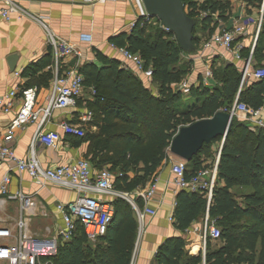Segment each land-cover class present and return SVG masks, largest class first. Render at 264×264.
Here are the masks:
<instances>
[{"label": "trees", "instance_id": "obj_1", "mask_svg": "<svg viewBox=\"0 0 264 264\" xmlns=\"http://www.w3.org/2000/svg\"><path fill=\"white\" fill-rule=\"evenodd\" d=\"M183 1L189 9L188 15L197 23L193 33V54H196L203 38H208L210 33L208 26L200 27L196 19L197 4ZM209 7L221 10L223 18L230 9L228 3L214 0L203 4L201 9ZM113 44L139 54L146 65L153 68L159 96L132 73L120 69L119 62L99 56L103 67L86 64L80 69L85 87H95L98 91L94 111L98 131L78 138L77 144H89L87 157L97 167L109 168L118 191L133 193L147 186L169 162V148L181 127L233 107L242 73L235 64L217 67L214 63V77L220 85L215 89L193 87L191 96L196 102L181 111L178 106L183 102V94L175 91L173 85L187 74L183 55L193 54L183 51L176 39L172 40L155 25L145 28L138 25L131 35L113 39ZM244 55H249V49ZM254 59L255 68H264V24ZM34 72L29 67L23 77L34 75ZM42 77L46 82L53 75L47 73ZM240 102L254 110L264 108V80L249 81L240 92ZM233 122V129L221 150L212 201L209 203L203 194L179 192L175 212V226L183 234L203 221L206 215L216 220L221 232L220 247L212 249V241H209L205 259L193 257L186 249V240L173 237L159 248L155 264H264V129L252 133L236 117ZM220 141L223 138L205 145L191 162H186L188 177L213 166L214 163L208 164L206 158H211L210 149ZM130 172L135 175L131 177ZM234 188H249L253 192L243 196L241 202L234 196ZM112 205L115 214L107 234L92 245L79 224L75 237L59 247L54 264H131L138 222L125 200L116 199ZM240 219H246V223H238Z\"/></svg>", "mask_w": 264, "mask_h": 264}, {"label": "built area", "instance_id": "obj_2", "mask_svg": "<svg viewBox=\"0 0 264 264\" xmlns=\"http://www.w3.org/2000/svg\"><path fill=\"white\" fill-rule=\"evenodd\" d=\"M2 1L5 3V7L0 10L1 20L10 21L12 17L21 19L28 15L15 0ZM90 1L104 2L109 0ZM191 1L198 6L196 19L200 27L207 25L208 33H210V36L204 40L201 48L191 59L193 61L204 60L208 52H215L216 50L219 54L222 51L220 56L223 58L228 55L238 65L242 73V81L233 107L229 110L225 109L223 112L230 113L237 119L243 117L253 130H263L264 108L254 110L246 103L240 102V92L249 81L264 80V68H255L254 59L255 49L264 24V0H243L244 4L239 9L235 11L230 8L224 18L221 16V10H214L211 7L201 9V6L210 0ZM214 1L229 4L239 0ZM134 2L138 9V19L133 24V29L138 25L140 28L149 25L159 26L166 35L175 40V36L168 28L162 26L156 18L148 15L142 0H134ZM185 9L188 14L189 9L187 7ZM29 16L47 34V41L54 56L55 77L51 84L50 94L44 104L39 103L38 89L35 87L13 89L0 97V113L9 115L13 110L17 112L0 142V165L6 162H15L19 171L28 173L36 184L40 186H44L45 183L57 185L63 189L75 191L77 197L72 203L57 206L63 226L55 234L50 235L51 231L47 230L50 236L36 237L30 231L36 202L31 196L23 193H10L9 187L12 179L9 174L5 175L0 184V195L3 200L20 202L24 215L15 223V229L19 231V235L15 234L14 229L0 228V264H54L53 258L56 257L59 247L75 237L79 224L83 227L88 241L95 245L101 237L107 234L115 214L112 203L107 202L105 197L113 200H125L135 213L139 223L136 247L131 261V264H135L137 249L145 232L146 220L148 217L157 216V211L150 207V203L156 195L158 179L157 177L154 178L147 186L139 188L133 193H126L115 188L114 176L109 168H104L95 175L93 165L89 160H78L48 169L41 167L37 159V145L43 144L56 148L59 144L54 138L55 134L45 133L44 128L52 121L56 111L76 108L78 103L84 99L86 87L79 66L71 68L65 66L68 59H81V50L75 44L57 37L41 18ZM111 48L122 57L124 65H132L133 75L146 88L149 89L153 86L155 83L153 68L148 67L139 54L131 52L127 47H119L113 43ZM247 49H249V55L245 56L244 52ZM217 53L216 55H219ZM60 70L61 73L59 74ZM213 75L212 65L207 64L206 75L203 80L205 86H211L210 81ZM15 76L20 77L21 74L16 73ZM91 90L92 97H95L97 95L96 90L94 88ZM178 92L182 93L183 96L190 95L191 83L189 80H185L180 85ZM81 120L83 124H91L94 122V114L87 111ZM30 125H36L37 131L33 137L28 157L20 159L14 150L16 134ZM62 128L67 135L80 139L87 135L83 125L67 122L62 125ZM220 155L221 152L217 155L212 167L203 168L192 177L187 176L188 169L185 161L179 159L172 162L174 192L176 194L183 191L203 194L210 203L218 178ZM173 220V217L170 218V221ZM190 231L199 237L201 252L205 259L209 241L213 242L221 237L216 220H210L209 216L206 215L202 224L194 225Z\"/></svg>", "mask_w": 264, "mask_h": 264}, {"label": "crops", "instance_id": "obj_3", "mask_svg": "<svg viewBox=\"0 0 264 264\" xmlns=\"http://www.w3.org/2000/svg\"><path fill=\"white\" fill-rule=\"evenodd\" d=\"M15 2L28 15L21 19L12 17L10 21L0 19V97L13 89L35 87L38 89L39 103L44 104L50 94L51 84L55 77L53 52L48 44L46 32L29 15L41 18L57 37L75 44L81 50V59H68L65 65L66 68L79 66L81 69L86 64H95L101 68L104 64L99 58L100 56L107 61L119 62L120 69L133 74L132 65H124L122 57L111 48V44L113 39L117 37L131 35L133 24L138 19V9L134 0H109L104 2H91L90 0H15ZM4 7L5 3L0 0V10ZM204 40L203 38L201 45ZM216 51L208 52L206 54L208 58L197 61L191 59L195 54L183 55L185 57L183 59L188 63L187 74L184 78L187 77L191 86L215 89L220 83L216 81L214 75L210 81V87L205 86L203 82L207 64L212 65V70L214 63L218 64V67L226 63L235 64L228 55L223 58L220 56L222 51L220 54ZM216 53L219 55H216ZM13 55L17 56V64L16 69L11 71L8 61ZM29 67H32L33 71L35 70L34 75L23 77V72ZM16 73H20L21 76H15ZM47 73H51L53 78L45 82L42 80L44 78L42 76ZM173 86L175 91L178 92L179 89L175 85ZM92 88L98 93L95 87H86L84 99L78 103L76 108L56 111L52 121L44 128L45 133L55 134L54 138L59 144L56 148L43 144L37 145V159L42 168L63 166L78 160L90 161V157H87L89 144H77L78 138L67 135L62 125L67 122L83 125L87 134L98 131L95 118L91 124H83L81 120L87 111L94 114L96 110L97 95L92 97ZM149 89H152L153 94L159 96V86L156 82ZM195 102L190 93V95L183 97V102L178 106V109L184 111L194 105ZM16 113V110H13L9 115L0 113V142ZM239 120L248 125L243 117ZM36 131L37 126L30 125L17 132L14 150L18 158L26 159L28 157ZM169 157V162L158 172V189L153 201L150 203V207L157 211V216L148 217L146 220L145 232L137 249L135 264H155L159 248L166 240L173 237H183L186 240V249L191 256L203 257L199 237L190 230L183 234L175 226L178 194L174 192L172 186L174 176L171 172V163L179 159L170 152ZM92 165L95 175L102 169L108 168L97 167L93 163ZM7 174L12 179L9 187L10 193H23L31 196L36 202L34 216L30 223L31 233L36 237L55 234L63 226L62 217L57 210V206L72 203L77 197L76 192L50 183L40 186L31 179L28 173L19 171L15 162H6L0 165V184ZM129 175L133 177L135 173L130 172ZM105 200L112 204L115 201L109 197H105ZM23 215L20 202L3 200L0 195V228L14 229L15 234L19 235V231L15 229V223ZM172 217L174 220L170 221ZM194 225L198 226L200 223ZM47 230L51 231L50 235Z\"/></svg>", "mask_w": 264, "mask_h": 264}, {"label": "water", "instance_id": "obj_4", "mask_svg": "<svg viewBox=\"0 0 264 264\" xmlns=\"http://www.w3.org/2000/svg\"><path fill=\"white\" fill-rule=\"evenodd\" d=\"M146 12L160 21L175 36L178 45L186 53L193 54L195 47L194 29L196 21L186 12L183 0H142ZM11 71L16 69L17 56L10 57ZM234 117L230 113L219 111L211 118L198 120L191 125L181 127L173 138L169 152L180 160L191 162L205 147L217 138L225 141L234 126Z\"/></svg>", "mask_w": 264, "mask_h": 264}, {"label": "rangeland", "instance_id": "obj_5", "mask_svg": "<svg viewBox=\"0 0 264 264\" xmlns=\"http://www.w3.org/2000/svg\"><path fill=\"white\" fill-rule=\"evenodd\" d=\"M244 3H243V0L241 1V0H239V1H234V2H230L229 3V5H230V8H232L233 10H237V9H239L242 5H243ZM253 9V7L251 8V10ZM254 9L256 10V7H254ZM183 58H185L184 56H183ZM183 63H185V65L188 67V63L185 61V59L183 60ZM216 66L218 67V64H216ZM186 70H187V68H185ZM185 80H187V77L186 78H184L182 81H180L178 84H176L175 85V87L176 88H178L179 89V87H180V85L185 81ZM195 85H196V83H195ZM192 88H193V86H191V90H192ZM184 97V96H183ZM242 121V120H241ZM247 127L249 128V130L250 131H252V133H257V131L258 130H253L249 125H247ZM224 140V139H223ZM223 144H224V141H220V142H218V143H216L215 145H213L212 146V148L210 149V157L211 158H206V161H208L209 163L208 164H213L214 163V161L216 160V157H217V155L219 154V152H220V150L222 149V147H223ZM201 159H204V157H202ZM176 161H178L177 159H176ZM253 191L251 190V189H249V188H245V189H241V188H234L233 189V193H234V196L236 197V199L237 200H239V201H241V202H243V196H245V195H247V194H250V193H252ZM263 194H264V192H262ZM238 221V220H237ZM202 222L203 221H201L200 222V224H202ZM238 223H246V219H240L239 221H238ZM211 247H212V249H216V248H218V247H220V245H221V242H220V240H217V241H213V242H211Z\"/></svg>", "mask_w": 264, "mask_h": 264}]
</instances>
